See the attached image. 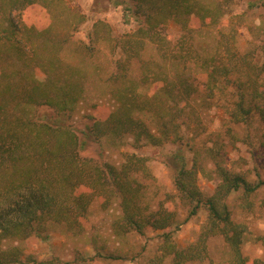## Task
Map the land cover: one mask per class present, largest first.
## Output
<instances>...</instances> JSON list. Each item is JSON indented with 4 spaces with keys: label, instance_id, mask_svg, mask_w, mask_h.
Listing matches in <instances>:
<instances>
[{
    "label": "trees",
    "instance_id": "16d2710c",
    "mask_svg": "<svg viewBox=\"0 0 264 264\" xmlns=\"http://www.w3.org/2000/svg\"><path fill=\"white\" fill-rule=\"evenodd\" d=\"M125 1L138 26L134 38L122 39L118 59L112 51L115 71L109 79L121 81L114 89L115 105L103 119L91 116L80 134L68 121L83 97L82 80L73 66L62 68L51 31L54 21L62 20L64 0H0V264H96L100 258H122L96 249L90 256L78 252L73 260L38 259L22 246L48 239L54 224L72 234L85 231L97 199L104 208L119 207L116 234H145L147 228L162 232L158 264L166 258L170 264L203 260L214 235L230 246L229 264H264V258L244 255L243 230L226 201L232 192L249 195L264 188V179L258 174L249 181L221 159L229 142L252 144L255 122L264 138V19L250 28L261 36L258 44L248 46L252 41L242 38L234 22L242 16L230 11L236 0ZM244 1L247 11L264 8V0ZM34 4L46 8L51 22L40 25L27 14ZM172 24L181 28L177 39L167 35ZM108 28L97 21L90 42L109 36ZM145 40L155 45L159 59L133 79L127 62L138 56ZM210 109L222 111L218 135L224 133L229 142L207 144ZM104 137L131 138L137 148L176 145L168 166L177 196L187 206L186 217H179L168 195L157 201L148 197L147 157L128 153L115 165L83 156L91 142ZM202 152L214 158L212 172L219 180L209 196L198 183ZM202 208L208 216L198 240L181 248L176 233ZM256 240L264 246V235Z\"/></svg>",
    "mask_w": 264,
    "mask_h": 264
},
{
    "label": "rangeland",
    "instance_id": "374dc122",
    "mask_svg": "<svg viewBox=\"0 0 264 264\" xmlns=\"http://www.w3.org/2000/svg\"><path fill=\"white\" fill-rule=\"evenodd\" d=\"M116 1H122V4H116ZM236 2L230 7V11L233 15L242 16L234 18L239 33L243 39L252 41L248 42V46L258 44L261 36L256 32L257 30L253 34L250 28L260 25L264 19V8L247 11L244 0H236ZM130 6L131 3L125 0H64L63 6L59 8L62 12V20L60 23L56 20L52 25L51 31L57 37L56 45L62 60V68L65 69L67 65L73 66L77 69L75 70L77 76L82 80L83 97L73 118L68 121L80 134L91 123L89 119L91 116L103 119L115 105L114 89L121 84V81L115 78L109 79L115 71L114 59H118L123 54V48L120 47L122 39L134 38V32L138 26L130 12ZM26 12L40 25H45L52 20L50 13L40 4L31 5ZM67 20L71 22V26L67 24ZM97 21L107 24L110 34L107 37L102 34L97 42L92 43L89 37ZM195 24L198 25V22L195 21ZM103 31L106 30L103 29ZM166 32L170 39H177L182 34L180 26L176 24H172ZM200 41L201 37L198 36L196 43L199 44ZM93 44L94 50L89 46ZM113 49H116L117 53L115 58H112ZM127 50L128 54H131V50L129 48ZM157 59L159 57L155 45L145 40L138 56L132 57L127 62L128 75L138 79L145 67H152ZM158 86L157 84L150 86V90L153 91ZM206 123L207 132L212 133L207 138L208 145H211L213 141H217L219 145L224 143L222 141L229 142V138L224 133L218 135L223 123L221 110L206 111ZM252 132L254 135L251 138L252 144L247 141L229 142L223 146L225 157L221 159L233 172L243 174L249 181H256L259 178L258 174L264 179V143L261 142L264 138L261 137L262 129L258 122L253 124ZM176 148L177 146L172 144L137 148L132 145L131 138L104 137L98 142H91L82 154L95 162L107 161L115 165L122 162L124 154L136 153L147 157L149 176L146 179L148 185L146 193L148 197L152 201H157L168 195L169 200L176 205L179 217L185 218L187 206L181 203L177 196L173 185V172L168 166L170 156ZM188 156L189 159L192 158L191 153H188ZM199 158L200 167H202L198 179L199 187L205 196H209L214 192L219 181L212 172L214 158L207 157L204 152ZM263 198L264 188L249 195H245L242 191L232 192L226 200L232 220L243 230L242 251L251 260L264 258V246L256 240V237L264 235ZM101 202L97 199L90 207L88 219L85 220V231L72 234L66 232L63 225L54 224L48 239L22 243V246L26 252L38 259L57 256L67 261L73 260L78 252L90 256L99 249L104 254L120 255L122 258H100L96 264H158L156 262L160 255L162 232L147 228L145 234L134 231L116 234L114 223L120 216V209L115 203L104 208ZM207 216V211L204 208L200 209L176 233L175 238L181 248L198 240ZM231 257V249L225 238L222 235H214L207 241L206 257L188 264H229ZM170 263V258H166L162 264Z\"/></svg>",
    "mask_w": 264,
    "mask_h": 264
}]
</instances>
